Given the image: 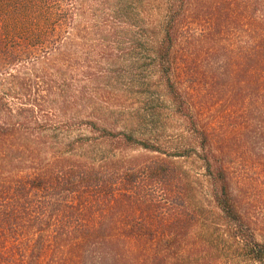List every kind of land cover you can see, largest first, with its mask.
Listing matches in <instances>:
<instances>
[{"label":"trees","instance_id":"16d2710c","mask_svg":"<svg viewBox=\"0 0 264 264\" xmlns=\"http://www.w3.org/2000/svg\"><path fill=\"white\" fill-rule=\"evenodd\" d=\"M168 2L158 74L193 133L218 210L210 213L218 212L235 257L242 246L241 258L264 264V241L257 239L229 177L228 132H212L196 103L209 110L228 103L236 113L231 117L241 114L244 122L231 127H242L248 149L242 152L250 154L251 129L264 132V0ZM78 3L0 0V264L216 263L215 241L193 234L208 217L203 207L192 205L190 185L169 159L116 169L72 152L42 156L47 155L42 105L13 86L23 85L22 73L41 62L43 56L32 59V52L59 51L48 40L61 36L64 22L74 23ZM193 25L194 35L180 37ZM230 27H244L247 41L242 52L225 58L219 43ZM177 44L181 51H175ZM225 123L222 119L221 128ZM102 130L109 137L121 135L125 144L148 147L132 132Z\"/></svg>","mask_w":264,"mask_h":264},{"label":"rangeland","instance_id":"374dc122","mask_svg":"<svg viewBox=\"0 0 264 264\" xmlns=\"http://www.w3.org/2000/svg\"><path fill=\"white\" fill-rule=\"evenodd\" d=\"M78 2L74 23L64 22L61 36L48 40L47 45H57L59 51L50 55L43 50L32 52V59L41 54L43 60L35 69L22 73L23 85L13 86L15 92L30 94L42 105L39 122L46 130L42 140L47 151L42 156L72 152L89 156L100 165H115L116 169L137 168L154 159L167 158L190 185L192 205L203 207L202 213L208 217L194 227L193 234L215 241L218 258L214 264H258L248 257L241 258L242 246L239 257H235L218 212L214 216L210 213L218 210L202 163L194 152L193 133L185 126L158 74L157 50L167 20L168 0ZM243 29L230 27L225 31L219 43L223 47L219 52H225V58L232 56L230 52L243 51L247 41ZM196 32L194 25L189 26L180 37ZM174 49L181 51L179 44ZM207 64L205 60L202 66ZM196 103L204 124L212 125V132H228L226 165L232 187L242 211L251 218L257 239L264 241V163L260 165L264 159V132L255 125L251 131L243 127L246 132L254 130L255 136L250 154L244 155L243 149H248L240 136L242 127H231L236 120L242 124L244 117H231L236 113L229 112L228 103L213 110L202 109L200 102ZM222 119L226 122L223 128ZM104 126L113 132H132L148 147L125 144L121 135L109 137L102 130Z\"/></svg>","mask_w":264,"mask_h":264}]
</instances>
